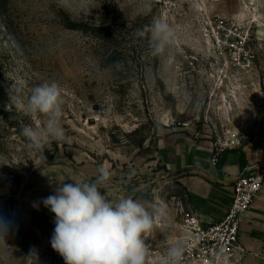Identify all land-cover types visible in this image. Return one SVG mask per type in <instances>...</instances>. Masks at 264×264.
Masks as SVG:
<instances>
[{
  "label": "rangeland",
  "instance_id": "obj_1",
  "mask_svg": "<svg viewBox=\"0 0 264 264\" xmlns=\"http://www.w3.org/2000/svg\"><path fill=\"white\" fill-rule=\"evenodd\" d=\"M157 19L176 39L153 55ZM0 68L13 99L26 102L45 82L61 86L66 135L38 151L21 129L41 128L43 116L32 119L15 102L0 116V264L35 260L41 235L55 227L42 200L59 183L96 179L101 165L111 173L102 195L166 207L145 241L169 248L189 198L157 161L159 143L174 134L229 141L264 133V0H7ZM15 174L22 181L12 194Z\"/></svg>",
  "mask_w": 264,
  "mask_h": 264
},
{
  "label": "clouds",
  "instance_id": "obj_2",
  "mask_svg": "<svg viewBox=\"0 0 264 264\" xmlns=\"http://www.w3.org/2000/svg\"><path fill=\"white\" fill-rule=\"evenodd\" d=\"M175 39L174 27L163 19L155 20L151 53L163 54ZM63 97V89L53 81L32 88L26 102L19 96L14 99L18 111L32 119L44 117L41 128L25 125L21 129L30 148L43 151L52 141L66 139L61 125ZM97 171L96 179L82 177L73 183H59L54 194L42 200L55 216L51 247L65 264H148L150 251L145 240L167 216L166 207L132 196L112 199L108 193L102 195L99 189L110 183L111 173L103 165ZM6 231V222L0 224V242H6ZM185 252L183 241L172 245L160 257L159 264H182ZM32 257L30 254L27 258Z\"/></svg>",
  "mask_w": 264,
  "mask_h": 264
},
{
  "label": "crops",
  "instance_id": "obj_3",
  "mask_svg": "<svg viewBox=\"0 0 264 264\" xmlns=\"http://www.w3.org/2000/svg\"><path fill=\"white\" fill-rule=\"evenodd\" d=\"M215 141L209 136L174 134L163 139L157 150V161L187 191L190 212L207 222L221 219L227 211L238 175L251 170L264 174V133H255L241 146L227 148L217 164L211 162ZM51 216L54 221V214ZM50 233L51 236L40 237L35 264H65L57 252L53 259L50 243L53 232ZM30 235L34 237L36 233ZM240 242L245 250L240 264H264V185L242 217Z\"/></svg>",
  "mask_w": 264,
  "mask_h": 264
},
{
  "label": "built area",
  "instance_id": "obj_4",
  "mask_svg": "<svg viewBox=\"0 0 264 264\" xmlns=\"http://www.w3.org/2000/svg\"><path fill=\"white\" fill-rule=\"evenodd\" d=\"M248 138V134L243 133L229 141L216 139L211 162L217 164L227 148L241 146ZM263 185V172H244L234 181L230 205L221 219L207 222L194 213L185 214L179 223L177 241H183L186 248L182 264H240V257L245 252L240 242L242 217L262 191ZM145 242L150 251L148 264H159L160 257L166 254L168 248L151 241Z\"/></svg>",
  "mask_w": 264,
  "mask_h": 264
},
{
  "label": "trees",
  "instance_id": "obj_5",
  "mask_svg": "<svg viewBox=\"0 0 264 264\" xmlns=\"http://www.w3.org/2000/svg\"><path fill=\"white\" fill-rule=\"evenodd\" d=\"M6 5H7V0H0V8ZM83 25L84 24L81 23H74L71 24L69 27L84 29ZM13 104H14V99L12 96L11 88L9 86V83L7 82L4 70L0 68V116L2 114L7 113L9 108L13 106ZM15 177L16 178L12 180L10 187L12 194H16L19 191L20 184L22 181V176L19 177L18 174H15ZM2 182L3 181L0 178V185L2 184ZM53 253H54L53 259H54L56 255V251L54 249H53Z\"/></svg>",
  "mask_w": 264,
  "mask_h": 264
}]
</instances>
